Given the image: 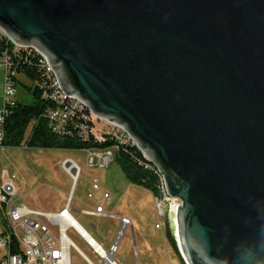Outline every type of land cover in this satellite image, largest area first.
Wrapping results in <instances>:
<instances>
[{"label":"water","instance_id":"obj_1","mask_svg":"<svg viewBox=\"0 0 264 264\" xmlns=\"http://www.w3.org/2000/svg\"><path fill=\"white\" fill-rule=\"evenodd\" d=\"M0 33L158 167L186 264H264V0H0Z\"/></svg>","mask_w":264,"mask_h":264},{"label":"built area","instance_id":"obj_2","mask_svg":"<svg viewBox=\"0 0 264 264\" xmlns=\"http://www.w3.org/2000/svg\"><path fill=\"white\" fill-rule=\"evenodd\" d=\"M12 43L15 45L12 54L6 53L0 56V70L5 74L4 92L0 96L1 149H7L2 146L5 125L10 109L14 107L17 101L18 74L15 70L13 57L21 49L32 50L41 57V80L37 85L40 88L42 98L48 102V107L42 117L46 119L48 127L53 133L87 142L92 139L101 142L103 139L110 138L117 143L116 146L108 149L83 150L82 152L86 153L87 168L92 170L110 168L116 160L119 147L122 145H131L139 149L137 142L131 138L127 130L111 124L105 118L97 117L89 106L78 99L65 95L58 84L56 75L44 57L34 47H22ZM96 119L104 122L103 129L98 127ZM140 151L148 162L140 161L139 163L144 164L147 169L154 170L160 176L159 194L157 198H154V205L159 218L155 227L160 230L166 221L171 223L174 207L177 204L182 206V202L168 194L158 167L150 162L145 152ZM69 161L72 162V165ZM62 165L64 171L73 181L72 190L74 194L79 185L82 168L72 159L64 160ZM17 195L15 177L10 172L0 169V250L3 251L0 264H72V249L82 255L88 264H95L68 236V231L71 228L62 218L65 213L64 210H70L73 195L69 198L65 209L54 213L32 209L24 203L18 204L15 200ZM88 198L94 202V206L91 211H83L85 214L94 217H115L107 213L105 204L98 202L99 198L104 203L111 199V194L104 190L99 180L94 179L92 181ZM120 220L121 230L109 251H105L102 246V253L92 248L102 264H108L111 260L114 261L119 241L127 226L131 224L127 218H120ZM53 228L58 229V234Z\"/></svg>","mask_w":264,"mask_h":264},{"label":"rangeland","instance_id":"obj_3","mask_svg":"<svg viewBox=\"0 0 264 264\" xmlns=\"http://www.w3.org/2000/svg\"><path fill=\"white\" fill-rule=\"evenodd\" d=\"M19 81L30 86L31 83L22 75ZM5 74L0 70V96L3 95ZM27 91L21 85L17 87L16 99L26 96ZM98 127L103 129L104 122L96 119ZM72 159L82 168L79 185L73 194L72 179L63 169V161ZM70 162V161H69ZM72 165V162H70ZM0 169L10 172L15 177L18 204H26L32 209L44 212H60L66 208L69 198L73 195L70 214L84 231L94 239L105 251L117 238L121 230L120 218L131 219L132 224L125 229L121 240H127L133 235V230L145 233L166 235L170 228L168 221L159 230L155 224L159 218L154 205V198L147 190L132 185L126 178L121 166L115 160L108 169H89L86 166V153L82 151H67L57 149H1ZM99 180L105 191L111 194V199L104 203L107 213L115 217H94L83 211H91L94 202L88 198L92 181ZM130 220V221H131ZM133 227V228H132ZM68 236L76 246L95 264H102L87 241L73 228ZM58 234V229L53 228ZM118 249V248H117ZM3 251L0 250V259ZM181 255V254H180ZM72 264H88L76 250L71 251ZM182 257V256H181ZM185 263V260L182 258ZM186 264V263H185Z\"/></svg>","mask_w":264,"mask_h":264},{"label":"trees","instance_id":"obj_4","mask_svg":"<svg viewBox=\"0 0 264 264\" xmlns=\"http://www.w3.org/2000/svg\"><path fill=\"white\" fill-rule=\"evenodd\" d=\"M14 49L15 45L0 33V56L6 53L12 54ZM17 54L13 57L16 73L24 75L32 84L28 86L17 80V87L23 86L27 94L25 97L17 99L14 107L10 109L5 125L3 147L7 149L27 147L29 149L83 151L86 149H108L117 145L110 138L103 139L101 142L95 139L87 142L53 133L48 127L46 119L42 117L48 107V102L42 98L37 85L41 80V57L32 50L21 49ZM116 161L132 185L147 190L153 198L158 197L160 176L154 170L147 169L144 164L139 163L148 161L137 147L120 146ZM166 237L173 250L180 255L170 228L167 229ZM182 262L185 264L183 260Z\"/></svg>","mask_w":264,"mask_h":264},{"label":"crops","instance_id":"obj_5","mask_svg":"<svg viewBox=\"0 0 264 264\" xmlns=\"http://www.w3.org/2000/svg\"><path fill=\"white\" fill-rule=\"evenodd\" d=\"M19 77L20 75H18V80ZM147 193L151 195L150 192ZM132 217L134 216H131V219ZM136 225L138 226V231L132 229L134 233L130 238L119 241L118 249L114 256L115 264H183L181 256L173 250L167 241L166 235L159 233L148 234L140 230L139 224ZM114 242L110 248L114 245ZM87 244L93 248L89 243Z\"/></svg>","mask_w":264,"mask_h":264},{"label":"bare ground","instance_id":"obj_6","mask_svg":"<svg viewBox=\"0 0 264 264\" xmlns=\"http://www.w3.org/2000/svg\"><path fill=\"white\" fill-rule=\"evenodd\" d=\"M64 211L65 213L63 214L62 218L67 223V226L73 227L85 239V241H87V243L90 244V242H92L93 239H91L90 236L84 231V229L75 221V219H73V217L71 216L70 212L67 209H65ZM90 245L94 248V250L102 253V249L100 245H98L96 242L93 245L92 244Z\"/></svg>","mask_w":264,"mask_h":264}]
</instances>
